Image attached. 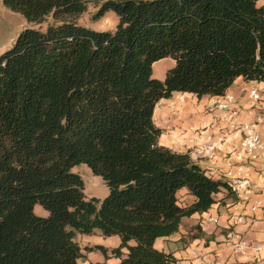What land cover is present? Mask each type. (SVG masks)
I'll list each match as a JSON object with an SVG mask.
<instances>
[{"label": "trees", "instance_id": "1", "mask_svg": "<svg viewBox=\"0 0 264 264\" xmlns=\"http://www.w3.org/2000/svg\"><path fill=\"white\" fill-rule=\"evenodd\" d=\"M257 1L0 0L29 24L50 18L0 55V264H78L75 235L94 233L119 238L116 264H177L154 241L233 193L159 145L153 110L173 93L220 97L236 78L264 83ZM88 3L96 19L116 16L113 31L75 22ZM164 58L173 66L152 78ZM78 164L103 181L104 199L85 197ZM181 189L189 206L177 205Z\"/></svg>", "mask_w": 264, "mask_h": 264}, {"label": "crops", "instance_id": "2", "mask_svg": "<svg viewBox=\"0 0 264 264\" xmlns=\"http://www.w3.org/2000/svg\"><path fill=\"white\" fill-rule=\"evenodd\" d=\"M251 89L259 91L260 102L251 103L248 97ZM225 93L234 97V103L239 108V121L254 124L256 132L264 140V83L236 78ZM217 99L173 93L169 99L160 100L152 116L154 125L161 131L159 145L185 154L184 150L193 144L195 130L211 128L210 131L217 134L224 127L215 118L218 116L214 112ZM238 142V135H231L211 158L190 159L210 178L224 179L230 169L228 152ZM243 172L256 187L251 198L237 201L234 195L228 196L223 190L214 196V204L206 212L182 218L176 233L156 239L154 249L169 254L177 264H264V251L256 253L249 248L240 254L233 250L236 237H243L252 245L264 242V211H250L254 201L264 199V170L256 162ZM193 201L194 198L185 189L177 193L179 207L189 206ZM36 215L41 216L40 213ZM233 216L240 217L241 222L233 223ZM230 232L234 238H228Z\"/></svg>", "mask_w": 264, "mask_h": 264}, {"label": "built area", "instance_id": "3", "mask_svg": "<svg viewBox=\"0 0 264 264\" xmlns=\"http://www.w3.org/2000/svg\"><path fill=\"white\" fill-rule=\"evenodd\" d=\"M248 97L251 103L261 101V95L256 89L249 90ZM214 106V112L218 113L215 118L218 123H223L224 127L219 129L217 134H213L214 131H210L211 128L195 130L193 144L184 152L193 158H211L231 135H238L237 146L228 152L230 169L223 180L227 182L237 201L247 200L255 194L256 187L243 170L256 162H259L261 170H264V140L256 132L254 124L239 121V108L235 105L231 94L224 93L218 97ZM250 211L252 213L264 211V199L254 201ZM232 220L233 223L241 222L238 216H233ZM227 236L235 237L231 232ZM236 238L233 244V250L236 253L243 254L249 248L256 253L264 251V242L252 245L243 237Z\"/></svg>", "mask_w": 264, "mask_h": 264}, {"label": "rangeland", "instance_id": "4", "mask_svg": "<svg viewBox=\"0 0 264 264\" xmlns=\"http://www.w3.org/2000/svg\"><path fill=\"white\" fill-rule=\"evenodd\" d=\"M256 6H264V0L256 2ZM97 8L93 3L86 5V11L75 18V22L82 27L93 31H113L117 24V18L112 12H107L99 19L94 18ZM50 23V18L46 23L36 26L27 23L19 14L6 9L0 2V55L6 51L13 43L17 35L26 28L40 29L44 31L46 24ZM173 66V61L169 58L161 59L152 64V78L162 80L167 69ZM262 94V93H261ZM71 172L80 176L83 181V193L86 198L104 199L108 194V189L103 181L94 176L84 164H78L71 168ZM34 214L46 215L39 206L33 209ZM73 241L79 246L81 257L78 264H115L117 260L110 253L111 249L117 248L119 238L117 236L103 237L98 233L92 235L76 234ZM101 248L107 250L108 259H104ZM121 255H125V250H121Z\"/></svg>", "mask_w": 264, "mask_h": 264}]
</instances>
